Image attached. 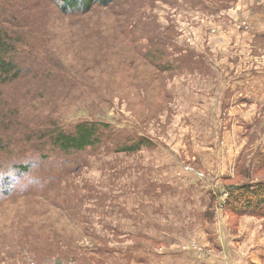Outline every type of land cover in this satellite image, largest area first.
<instances>
[{
	"label": "rangeland",
	"instance_id": "rangeland-1",
	"mask_svg": "<svg viewBox=\"0 0 264 264\" xmlns=\"http://www.w3.org/2000/svg\"><path fill=\"white\" fill-rule=\"evenodd\" d=\"M136 3L150 24L138 23L135 43L148 50L147 37L160 27L165 34L158 43L166 44L161 50L177 67L156 73L165 80L159 83L112 30V17L85 19L86 35H107L108 67L92 70L94 93L58 103L54 118L129 124L155 145L123 153L107 141L88 149L85 161L61 180H47L43 193L3 201L0 264H249L264 258V216L237 217L224 208L225 183L242 180L237 166L257 169V153L264 154V95L242 88L252 79L264 93V75L249 69L255 60L264 68V0ZM46 11L41 3L39 13ZM48 18L52 31L73 36L67 19L51 8ZM62 159L69 165L72 156ZM251 176L264 177V168Z\"/></svg>",
	"mask_w": 264,
	"mask_h": 264
},
{
	"label": "trees",
	"instance_id": "trees-1",
	"mask_svg": "<svg viewBox=\"0 0 264 264\" xmlns=\"http://www.w3.org/2000/svg\"><path fill=\"white\" fill-rule=\"evenodd\" d=\"M128 1L0 0V205L5 200L28 199L43 193L49 183L74 171L80 158L85 161L88 149L105 145L107 141H113L123 153H136L142 146L155 145L151 138L129 124L114 125L102 118L69 124L61 120V115L57 117L59 122L54 118L62 108L58 103H65L68 97L84 98L94 93L90 86L92 70L103 73L108 67L109 54L102 51L108 50L104 40L107 35L103 30H99L101 36L96 35V30L90 33L87 30L86 35L82 24L85 19L112 17V30L129 41L132 56L147 64L159 83L164 84L165 80L156 73L171 72L177 67L168 59L169 54L161 50L166 44L158 43L165 34L159 26L155 35L147 37L151 48L143 50L135 43L141 37L138 23L143 20L136 3L139 0L126 4ZM41 3L47 6L44 13H39ZM129 6L130 10L126 8ZM48 8L67 19L72 37L52 31ZM130 20L134 29L129 30ZM171 35L172 30L168 36ZM169 37L166 40L171 41ZM62 39L66 46L58 49L63 45ZM96 46L100 49H95ZM69 107L67 104L66 108ZM63 156H72L71 169ZM257 159V169L238 165L236 172L242 180L237 184L225 183L228 197L224 208L234 216H264V177L251 176V171L264 168V154L258 152ZM52 160L54 164H50ZM47 169L52 176L45 173ZM27 216L24 214V219ZM24 226L32 228L29 223Z\"/></svg>",
	"mask_w": 264,
	"mask_h": 264
},
{
	"label": "crops",
	"instance_id": "crops-1",
	"mask_svg": "<svg viewBox=\"0 0 264 264\" xmlns=\"http://www.w3.org/2000/svg\"><path fill=\"white\" fill-rule=\"evenodd\" d=\"M264 36V35H263ZM262 36V34H260V35H258L257 37L258 38H262L263 37ZM244 48H246V47H244ZM239 56V55H238ZM260 58V57H259ZM259 58H256V59H259ZM257 62H258V60H255L254 61V66L252 65L251 67H249V69H251V73H253V74H256V73H258L259 74V77L260 76H262V75H264V68H262L261 67V65L260 66H256V64H257ZM259 63V62H258ZM260 64V63H259ZM250 81H252V79H248V81L247 82H245L243 85H242V88H245V87H247V88H255L257 91L259 90L261 93V95H264V93H262V89L263 88H261V85L257 88V84L256 83H250ZM263 100H264V97H263ZM250 103H251V101H247V105H250ZM255 103H252V105H254ZM236 260V259H235ZM237 262H234V263H236V264H240L239 263V259H237L236 260ZM254 261V262H253ZM249 264H264V258L263 257H261V258H259V257H255L254 259L252 258L251 259V261L250 262H248Z\"/></svg>",
	"mask_w": 264,
	"mask_h": 264
}]
</instances>
